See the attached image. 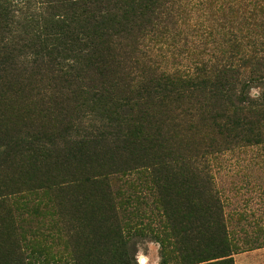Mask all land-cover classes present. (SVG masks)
<instances>
[{"label":"trees","instance_id":"16d2710c","mask_svg":"<svg viewBox=\"0 0 264 264\" xmlns=\"http://www.w3.org/2000/svg\"><path fill=\"white\" fill-rule=\"evenodd\" d=\"M194 1L0 0V82L13 87L25 82L24 74L51 77L54 96H62L56 104L65 109L59 138L69 140L63 142V160L75 165L78 175L105 170L97 180L141 181L142 189L125 190V202L117 205L128 215V229L142 231L135 219L144 192L161 196L163 189L172 196L161 204L178 233L174 239L183 264H234L221 200L205 188L207 177L192 171L186 157L193 158V148L205 141H245L264 152V0L199 1L220 15L219 24L199 37L209 58L176 72L150 63L143 65L136 84L128 81L129 70L139 67L136 54L144 39L159 33L162 24H172ZM32 6L34 14L17 21ZM16 27L27 35L20 48ZM24 50L32 57L26 65L19 60ZM252 88L261 89L259 99L250 98ZM84 121L102 126L85 127ZM121 224L105 231L108 241L113 239L109 233L118 231L117 246L125 240ZM233 248L232 242V254ZM93 256L99 261L100 255ZM42 264L62 262L45 258ZM99 264L130 263L124 254L113 253Z\"/></svg>","mask_w":264,"mask_h":264},{"label":"rangeland","instance_id":"374dc122","mask_svg":"<svg viewBox=\"0 0 264 264\" xmlns=\"http://www.w3.org/2000/svg\"><path fill=\"white\" fill-rule=\"evenodd\" d=\"M199 1L183 7L182 15L172 24H162L159 33L144 39L136 54L139 67L129 70L132 74L128 81L136 84L143 65L150 63L160 71L176 72L209 58L203 55L205 40L199 37L219 24L216 20L220 15L213 8H202ZM33 6L27 12L23 9L29 14L17 21L22 24V19L34 14ZM15 30V38H22L15 40L20 48L27 35L21 27ZM26 52L19 57L23 65L32 59ZM7 79L10 83L12 77ZM23 80L13 87L0 82V264H42L45 258L62 264H72L76 259L99 264L113 253H122L130 264H137L138 249L149 256V264L157 256L159 264H183L182 248L174 239L178 233L172 231L171 218H167L161 204L162 199L172 198L170 193L162 189L160 196L154 190L145 191L135 219L142 223V231L128 229V215L117 205L125 202V190H140L139 185L142 189L141 181L129 182L120 176L97 180L96 176L106 174L105 170L78 175L76 166L63 160V142L69 139L65 135L59 138L65 125V109L56 102L62 96H54L51 77L24 74ZM88 124L84 121L85 127ZM90 125L102 126L96 122ZM69 135L75 134L71 131ZM196 145L193 158L186 157V161L192 171L207 177L205 188L212 189L221 200L230 258L234 264H264V152L245 141L233 145L205 141ZM97 181L99 184L93 183ZM117 221L126 226L120 246L114 242L117 230L109 233L113 238L109 241L105 233L108 228L113 231L111 227ZM152 241L159 247L153 246L150 251ZM95 253L100 255L99 261L93 258Z\"/></svg>","mask_w":264,"mask_h":264},{"label":"clouds","instance_id":"9594fccd","mask_svg":"<svg viewBox=\"0 0 264 264\" xmlns=\"http://www.w3.org/2000/svg\"><path fill=\"white\" fill-rule=\"evenodd\" d=\"M260 94H261V89L259 88H252L249 91V96L251 99H259L260 98ZM153 246H155L156 248L159 247L158 243L155 241L149 242V250L151 251ZM136 262L137 264H149V256L144 254L143 249H138L136 256H135ZM153 264H159V257L157 256L156 259L153 261Z\"/></svg>","mask_w":264,"mask_h":264}]
</instances>
